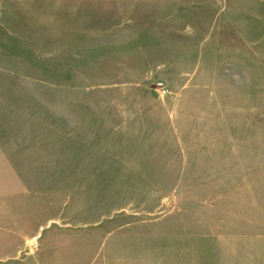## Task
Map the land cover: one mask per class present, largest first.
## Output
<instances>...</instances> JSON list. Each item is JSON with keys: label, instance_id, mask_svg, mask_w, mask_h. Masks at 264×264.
I'll return each mask as SVG.
<instances>
[{"label": "rangeland", "instance_id": "rangeland-1", "mask_svg": "<svg viewBox=\"0 0 264 264\" xmlns=\"http://www.w3.org/2000/svg\"><path fill=\"white\" fill-rule=\"evenodd\" d=\"M0 264H264V0H0Z\"/></svg>", "mask_w": 264, "mask_h": 264}]
</instances>
